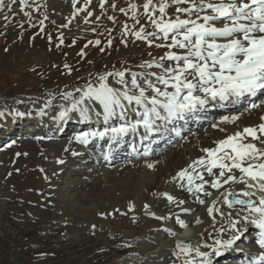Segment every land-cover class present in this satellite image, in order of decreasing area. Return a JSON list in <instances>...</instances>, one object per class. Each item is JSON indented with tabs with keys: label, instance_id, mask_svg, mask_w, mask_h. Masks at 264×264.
<instances>
[{
	"label": "snow or ice",
	"instance_id": "obj_1",
	"mask_svg": "<svg viewBox=\"0 0 264 264\" xmlns=\"http://www.w3.org/2000/svg\"><path fill=\"white\" fill-rule=\"evenodd\" d=\"M79 2L72 0L74 11L61 27L68 28L81 12L86 13L83 22H90L93 12L88 7L92 0H85L84 5L77 8ZM34 3L35 0L33 3L19 0V10L29 23L32 14L25 9ZM107 3L108 0H100L102 14ZM16 4L17 0H7V3L0 0V12L6 8L11 12ZM171 6H175L174 16L168 13ZM116 7L115 3L111 5L113 10ZM36 10L39 11L38 6ZM119 11L125 16L131 12L130 19L134 21L131 27L123 24L120 42L125 47L131 36L134 41L145 42L149 48L166 51L158 58L138 65L145 71L136 72L129 66L106 71L96 75L94 81H88L84 87L62 93L70 107L62 105L55 117L58 122H64L78 115L83 122L94 121L99 125L95 130L80 132L73 139L85 146L93 141H107L106 160L110 159L113 148L127 137L138 136L141 144L155 135L174 133L183 138L178 124L197 118L211 102L232 100L239 103L243 97L264 91V0H144L142 5L129 0L128 8ZM139 15L144 16V24H140ZM3 19L9 21L10 17L4 15ZM47 19L44 15L37 35L44 33L43 24ZM108 19L113 23L116 21L114 16H108ZM20 27H24L23 23ZM108 32L111 35L112 29ZM57 39L55 47L59 49L65 43L63 34ZM48 42L52 43L51 36ZM112 43L113 39L107 40L109 48ZM89 45L104 51L100 39L89 40L84 48ZM78 55L85 58L87 53L81 50ZM165 62H168L167 66ZM64 68L69 75L73 71L68 64ZM51 105L49 99L39 114L44 116L45 109ZM256 109H264V100L213 123L211 127L225 136L213 141L215 146L201 147L199 150L203 155L189 159L188 164L167 181L190 195L201 213L191 205L185 206V198L168 190L152 193L158 200L166 201L167 210L161 214L152 211L153 205L149 203L142 205L143 213L164 222L166 226L162 230L174 239L166 264H217V258L233 251L249 254L245 264H264V115L254 126L240 129L237 125L244 112ZM5 115V111H0V117ZM14 115L25 117L31 112L17 109ZM229 124L237 125V130L229 132L227 127L221 126ZM131 147L133 152L138 151L136 144ZM143 155L151 156L152 152L146 149ZM58 162L64 163L63 160ZM156 163L149 162L146 167L155 170ZM135 212L136 205L129 203L126 211L116 208L100 215L107 219L116 214L126 216ZM190 224L204 226L196 234L197 239H179L180 232L175 226L188 235ZM91 227L95 234L96 225ZM253 230L257 232L255 237L251 236ZM253 246H258L255 255L251 254Z\"/></svg>",
	"mask_w": 264,
	"mask_h": 264
},
{
	"label": "rangeland",
	"instance_id": "obj_2",
	"mask_svg": "<svg viewBox=\"0 0 264 264\" xmlns=\"http://www.w3.org/2000/svg\"><path fill=\"white\" fill-rule=\"evenodd\" d=\"M84 2L80 0L76 7H82ZM131 2L142 5L144 0ZM99 3L100 0H92L89 5L88 10L93 15L88 24L83 22L86 13L81 12L68 28L61 26L74 11L72 0H35L32 7L25 9L32 14L31 23L20 12L19 0L11 12L7 8L0 12V111L8 114L0 122V264H132L142 243L163 233L166 226L144 214L142 208L126 216L116 214L114 218L105 219L100 214L111 213L116 208L126 211L140 194L151 204L152 193H158L165 172L172 173L180 161L186 160V151L178 144L160 152L157 149L156 155L145 158L158 163L155 170L141 175L145 159L125 161L127 152L123 153L125 157L111 164L106 163L122 155L105 159V163L102 151L94 144L88 149L89 153L86 148L87 153L73 155L77 144L73 139L77 133L74 124L78 121H66L63 135L54 137L56 130L63 128L55 117L62 105L70 107L62 93L74 92L106 71L125 66L136 72L145 71L138 65L166 51L149 48L145 42L134 41L131 36L125 47L120 42L123 24L131 27L134 21L130 19L131 12L125 16L119 9H127L129 0H108L103 14ZM113 3L117 5L116 10L111 8ZM168 13L174 16L175 6H171ZM4 15L10 17L9 21L3 19ZM44 15L48 16L43 24L44 33L37 35ZM108 16H114L115 23ZM139 19L140 24L146 22L143 15H139ZM108 29H112L111 35ZM148 30H152L151 26ZM61 33L65 43L58 49L55 45ZM110 38L113 43L109 48L107 40ZM96 39L101 40L100 47L104 51L94 45L84 48L89 40ZM81 50L87 53L85 58L78 55ZM65 64L73 69L70 75ZM49 99L52 105L35 121L24 117L25 122H18L11 117L17 109L39 113ZM18 100L24 103L19 104ZM243 109L244 106L222 117L239 114ZM253 111L241 115L237 122L240 129L260 122V114ZM217 121L183 135L197 138L198 143L192 147L196 158L201 156V145L215 146L213 141L225 136L211 127ZM45 125H48L46 129ZM37 126L43 130L34 132V129L38 131ZM221 126L229 128V132L234 127L232 124ZM60 160L64 163H59ZM177 196L187 199L190 195L179 190ZM152 211L161 214L157 209L152 208ZM170 256L169 249L152 260L154 264H166ZM225 259L217 258V264H225Z\"/></svg>",
	"mask_w": 264,
	"mask_h": 264
},
{
	"label": "bare ground",
	"instance_id": "obj_3",
	"mask_svg": "<svg viewBox=\"0 0 264 264\" xmlns=\"http://www.w3.org/2000/svg\"><path fill=\"white\" fill-rule=\"evenodd\" d=\"M249 99H252L251 97H249ZM259 100H257L256 102H254V101H252V100H250V101H246V100H244L241 104H240V106H239V109L240 108H242L243 106H244V108H246V107H248L252 102H254V103H257ZM215 103V102H214ZM221 104H223V103H216V104H214V106H217V108H219V106H221ZM242 105V106H241ZM231 106L232 107H235V108H232L231 107V109L229 108V109H227V110H225V107H221L220 109H218L219 111H217V113L215 112V119L214 120H218L217 122H219L221 119H222V116L223 115H225L226 113H228V112H230V111H232V110H234V111H237V110H239L238 109V107H237V104L235 103L234 105L233 104H231ZM226 111H228V112H226ZM255 112H257V113H259L260 114V116L261 115H264V109H256V110H254ZM253 111V112H254ZM27 112V111H26ZM248 113H250V112H248ZM252 113V112H251ZM8 117V114L6 113V115L5 116H3V117H0V122L1 121H4L5 120V118H7ZM11 117H13V118H16L17 120H18V122H20L21 120H23V122H25L26 121V118L25 119H23L24 117H16L15 115H14V113L12 114V116ZM25 117H27L28 119H31V120H37V119H39V117H40V114L39 113H31V115H26ZM72 120L73 121H78L79 122V124L81 123V124H83L84 122L83 121H81L79 118H78V115L77 116H74L73 118H72ZM213 120V121H214ZM212 121V122H213ZM260 121V120H259ZM212 122H207V123H212ZM253 122H255V119L253 120ZM206 122H204L203 124H202V126H205L206 124H207ZM259 122H256V123H254L252 126H254V125H256V124H258ZM240 124H241V122H240ZM238 125V124H237ZM237 125H234V127H232L231 128V130H230V132H232V131H235V130H237ZM242 125H243V123H242ZM71 126V125H70ZM201 126V127H202ZM225 126H227V125H225ZM96 127H99V125H95V128ZM95 128L94 129H92V130H95ZM229 129V128H228ZM84 129H82L81 131H79V132H82ZM31 131V130H30ZM35 131V130H34ZM37 131V130H36ZM142 131V130H141ZM192 131H194L193 129H191L189 132H192ZM195 131H196V129H195ZM182 132V131H181ZM184 133V132H183ZM183 133H182V137L183 138H185L184 136H183ZM79 134V133H78ZM166 136H170V137H172L173 138V140L176 142V144H178L183 150H185L186 151V154H187V156H186V162L184 161V160H182V161H180L179 162V166H178V168H176V169H174V171L171 173V172H168V170L165 172V174H166V177L163 179V180H161L160 181V183H161V186H160V188H159V190H158V193H160V192H162V191H164V190H168L169 192H172V193H175L176 195H178V191L180 190L179 188H176V187H174L171 183H167V181H169V179H170V177L171 176H173V175H175V173L178 171V170H180L182 167H185L187 164H188V162H189V159H195L196 157L194 156V152H193V148L192 147H194L193 145H195V143H198V140H197V138L196 137H194V136H191V137H187V138H185L184 140H183V138H181V137H176L175 135H174V133L172 134V135H165L164 136V138L166 137ZM129 138H132L131 136L130 137H127L126 139H125V141L126 140H129ZM156 139H158V138H155L154 140H156ZM136 140H139V137L137 136L135 139H134V141H136ZM166 139H164L163 141H165ZM177 142H179V143H177ZM123 143V142H122ZM150 144H149V146L148 147H150L151 146V142H149ZM91 144V143H90ZM89 144V145H90ZM203 144V143H202ZM89 145H87V146H85V145H80V144H76V146H75V149H73L74 150V152L75 153H79V154H85V153H87V152H85V150H86V148H88V146ZM201 145V144H200ZM139 145H136V147H138ZM74 147V146H73ZM153 147H157V146H153ZM153 147H151L150 149H148V148H145V147H141V148H139V150L137 151V153L135 154V157H133V159H131L130 161H132V160H137V159H145V156L143 155V152H144V150H146V149H148V150H151V152H152V156H154V155H156L157 154V149H153ZM200 147H204V146H200ZM102 151V156H105V154L107 153V151H108V146L107 147H105L103 150H101ZM132 151V150H131ZM159 152V151H158ZM119 155H122L121 157H119V159H121L122 157H123V154H122V151H121V149L119 148V147H114L113 148V151H112V154H111V157H115V156H119ZM132 155H134V152L132 151ZM201 155H203V153H201ZM105 159V158H104ZM110 160H113V159H110ZM109 160V161H110ZM115 160V159H114ZM153 160V159H152ZM152 160H147L146 161V159L143 161V164L141 165V169H140V171H141V175H143L146 171H151V169H149V168H147L146 167V164L147 163H149V162H152ZM110 162H112V161H110ZM110 162L109 163H106V161H105V163L106 164H110ZM168 172V173H167ZM107 180V179H106ZM126 195V194H125ZM128 195V194H127ZM130 195V194H129ZM179 197V196H178ZM145 199V198H144ZM143 199V194H140V196H135V199H134V201H133V203L136 205V210L138 211V210H140L141 208H142V205L143 204H145V203H147L145 200ZM151 205H153V208L154 209H157V210H159V212H164V211H166L167 209H166V201H164L163 199H157L156 197H153L152 196V198H151ZM187 204L185 205V206H189V205H191L194 209H196V211H197V213H201L202 212V210H200L199 208H198V206L196 205V204H194L193 203V200H192V197L191 196H189L187 199ZM149 203V202H148ZM127 209V208H126ZM175 211H177V212H179V209H175ZM119 216V215H118ZM189 219H190V217H189ZM168 223H171V222H168ZM204 226L203 225H201V226H197V225H195V224H190V233L188 234V235H185L184 234V231L182 230V229H179V226L177 225V226H175V228H176V230L177 231H179L180 232V236L178 237L179 239H185V238H190V237H193V238H196L197 239V233L198 232H200L201 230H202V228H203ZM254 232H256V231H254ZM257 233V232H256ZM252 237H253V235H252ZM205 239H208V236H207V234H205ZM173 246H174V239L173 238H171V237H168L167 236V234L163 231V233H158L157 234V237H155V238H153L152 240H148V241H144L143 243H142V246L140 247V250H139V254L135 257L136 259H135V261H134V263H132V264H154V262H153V258H157V257H159L160 255H162V254H164L167 250H172V248H173ZM242 247H243V245H242ZM236 254H239V256L235 259V262H234V264L235 263H239V261L240 260H243L245 257H246V254L247 253H241V252H239V251H233V252H229L228 254H226V255H229V258L231 257L232 258V256H234V255H236ZM227 260H225V262H226Z\"/></svg>",
	"mask_w": 264,
	"mask_h": 264
},
{
	"label": "water",
	"instance_id": "obj_4",
	"mask_svg": "<svg viewBox=\"0 0 264 264\" xmlns=\"http://www.w3.org/2000/svg\"><path fill=\"white\" fill-rule=\"evenodd\" d=\"M190 238H192V239H196V238H193V237H190ZM186 239H188V238H186Z\"/></svg>",
	"mask_w": 264,
	"mask_h": 264
}]
</instances>
